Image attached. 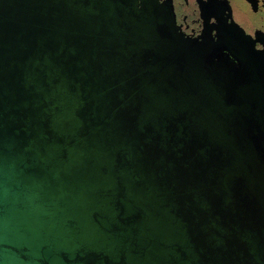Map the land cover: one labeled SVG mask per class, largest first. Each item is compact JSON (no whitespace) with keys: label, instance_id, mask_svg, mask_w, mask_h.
<instances>
[{"label":"water","instance_id":"1","mask_svg":"<svg viewBox=\"0 0 264 264\" xmlns=\"http://www.w3.org/2000/svg\"><path fill=\"white\" fill-rule=\"evenodd\" d=\"M228 17L0 0V264H264V47Z\"/></svg>","mask_w":264,"mask_h":264},{"label":"flooded vegetation","instance_id":"2","mask_svg":"<svg viewBox=\"0 0 264 264\" xmlns=\"http://www.w3.org/2000/svg\"><path fill=\"white\" fill-rule=\"evenodd\" d=\"M168 3L174 13L179 31L188 38L199 37L205 26L211 28V35L216 37L214 27L220 20L232 18L244 31L255 40V47H264V0H160ZM230 8V10H229ZM222 57L227 56L221 52Z\"/></svg>","mask_w":264,"mask_h":264},{"label":"rangeland","instance_id":"3","mask_svg":"<svg viewBox=\"0 0 264 264\" xmlns=\"http://www.w3.org/2000/svg\"><path fill=\"white\" fill-rule=\"evenodd\" d=\"M236 2H237V5L240 7V8H242L243 6V4L242 3H239V1L238 0H236Z\"/></svg>","mask_w":264,"mask_h":264}]
</instances>
